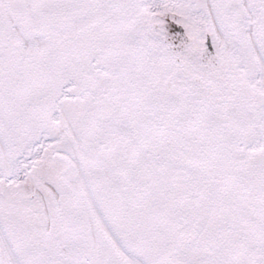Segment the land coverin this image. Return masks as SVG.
I'll use <instances>...</instances> for the list:
<instances>
[{
    "label": "snow or ice",
    "instance_id": "6c2138e0",
    "mask_svg": "<svg viewBox=\"0 0 264 264\" xmlns=\"http://www.w3.org/2000/svg\"><path fill=\"white\" fill-rule=\"evenodd\" d=\"M0 264H264V0H0Z\"/></svg>",
    "mask_w": 264,
    "mask_h": 264
}]
</instances>
